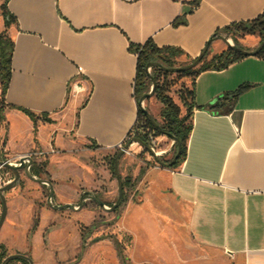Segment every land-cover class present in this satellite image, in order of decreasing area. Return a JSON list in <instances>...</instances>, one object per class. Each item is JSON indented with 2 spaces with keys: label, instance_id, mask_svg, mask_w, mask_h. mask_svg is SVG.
<instances>
[{
  "label": "crops",
  "instance_id": "0c3cea01",
  "mask_svg": "<svg viewBox=\"0 0 264 264\" xmlns=\"http://www.w3.org/2000/svg\"><path fill=\"white\" fill-rule=\"evenodd\" d=\"M6 10L0 32L14 47L0 109V154L14 157L35 145L66 146L72 137L99 148L124 145L139 114L136 48L151 41L180 51L176 61L191 60L225 27L259 17L264 0H8ZM239 41L253 51L261 36ZM227 47L214 39L206 60ZM194 88L193 128L177 166L159 164L137 142L128 148L131 176L145 186L134 189L143 205L129 208V224L137 239L136 226L150 237L160 235L159 223L187 230L206 254L199 264H264V56L202 70ZM174 143H165L161 154ZM3 226L0 254L8 238ZM177 239L184 241L182 233Z\"/></svg>",
  "mask_w": 264,
  "mask_h": 264
},
{
  "label": "rangeland",
  "instance_id": "374dc122",
  "mask_svg": "<svg viewBox=\"0 0 264 264\" xmlns=\"http://www.w3.org/2000/svg\"><path fill=\"white\" fill-rule=\"evenodd\" d=\"M1 3L2 0L0 13L5 18V8H2ZM9 25L10 22L6 24L5 19V26ZM225 33L221 35L231 36V42L235 43L232 34ZM7 35L9 36L8 33ZM193 59H174V66H183L191 63ZM153 71V67L148 69L149 73ZM170 79L174 82L171 95L180 102L178 92L183 83L191 85L192 78L173 73ZM147 84L149 92L153 85L150 76ZM142 96L139 101H144V108L161 120L162 104L155 95L144 100ZM139 131H142L141 127L136 128V134ZM167 137L166 141L157 138V151H161L165 143L171 142V138L168 135ZM120 148H99L72 137L63 147L53 145L44 149L35 145L22 153L32 155L33 165L36 163L41 167V178L47 182H38L22 171L20 181L5 191L8 205L3 226L8 234L5 240L6 254L25 253L33 258L35 264H180L182 261L183 264H199L198 259L206 260V254H202L195 247L188 231L179 230L176 226H164L159 223L157 228L160 235L153 237L144 233L143 226H136L138 239L135 237L132 230L134 226L129 224L128 210L134 203L140 202V206L143 205V195L135 193L134 189H143L145 186L144 183H139L138 178L131 176L135 164L127 155L128 150L118 161L121 177L123 181L126 180L123 184L122 201L115 209L108 208L112 207L119 197L113 156L116 157ZM51 149L55 151L52 152ZM41 151L45 153L41 154ZM174 151L175 148L168 154L159 153L158 157L169 162L174 156ZM4 171H8V168ZM128 177L132 178L133 184L127 181ZM51 187L54 191L52 204L48 200ZM82 196L84 200L80 206ZM98 200L104 204H100ZM65 203H71L75 207H58ZM157 204L155 213L161 219ZM1 211L0 198V214ZM143 214V210L139 211L141 217ZM162 221L166 223L165 220ZM181 233L183 242L177 239ZM162 245L166 247L168 257ZM12 264L30 262L15 259Z\"/></svg>",
  "mask_w": 264,
  "mask_h": 264
},
{
  "label": "trees",
  "instance_id": "16d2710c",
  "mask_svg": "<svg viewBox=\"0 0 264 264\" xmlns=\"http://www.w3.org/2000/svg\"><path fill=\"white\" fill-rule=\"evenodd\" d=\"M8 0H2L1 6L5 8V16L8 15L6 10V2ZM9 21L6 19V24ZM226 33H231L235 45L240 46L239 38L246 34H258L261 36V41L264 39V12L257 18L240 23H234L224 28ZM218 34V33H217ZM14 47V42L6 33V31L0 32V109L3 104V94L6 90L10 73H11V55ZM136 51L138 53V64H137V97L140 98L142 95L147 93L149 80V72L147 65L151 61H159L165 66H174V56L180 54L178 50H170L168 48H160L153 44L151 41H147L144 45L137 47ZM209 50L203 56L200 61L199 66L183 69L178 72H172L164 70L162 67L154 66V71L151 73L156 80L155 86V98L162 104L160 109L161 120L156 121L162 128L159 131L147 118L144 113V108L139 104V114H138V128L141 127L142 131H139L134 136H138L144 141L148 142L147 133L153 132L156 136L166 135L168 133L175 135L181 141V151L180 155L171 167L177 166L186 156L187 152V142L190 136L191 130L193 128V111L196 107L195 104V88L194 79L195 77L205 69L216 68L222 69L227 67L232 62L239 60L240 58L248 55L243 51L236 50L231 46H228L221 53L213 56L210 60H206V56ZM259 56H264V46L256 54ZM195 59V58H194ZM194 59L192 61H194ZM191 61V62H192ZM186 65V64H185ZM176 73L181 76H188L192 78L191 85H186L183 83L181 89L178 92L179 101H176L171 95V88L174 82L170 79V75ZM243 87H239L237 92L241 91ZM221 97L213 104L217 106L219 104ZM140 102V101H139ZM24 112L29 115L33 120H35V114L31 111L24 110ZM140 130V129H139ZM129 141V140H127ZM174 155L178 150V143H174ZM174 157V156H173ZM173 157L169 160L171 161ZM115 156H113L114 162ZM163 160V159H162ZM166 162L165 160H163ZM41 167L38 164H34L32 167V173L41 177ZM129 182V180L127 179ZM126 180L123 181L125 184ZM6 256V252L0 254V261H2ZM19 260L27 261L24 258H17ZM15 259L7 261L6 264H12Z\"/></svg>",
  "mask_w": 264,
  "mask_h": 264
},
{
  "label": "water",
  "instance_id": "95a60500",
  "mask_svg": "<svg viewBox=\"0 0 264 264\" xmlns=\"http://www.w3.org/2000/svg\"><path fill=\"white\" fill-rule=\"evenodd\" d=\"M217 38H221L223 41H225V43L228 46H231V47H233L236 50L243 51L244 53H247V54H257L264 46V39H263L261 41L260 45L255 50L247 51V50L243 49L242 47L237 46L234 43H232L231 40L228 38V36L214 34L207 41V43H206L205 47L203 48V50L201 51V53L191 63H188V64L183 65V66H172V67H169V66L163 65L159 61H151V62L148 63L147 68L149 69L150 67L157 66V67H162L164 70H168V71H172V72H178V71L183 70V69L193 68V67L197 66L200 63V61L202 60L203 56L208 51L211 42L214 39H217ZM149 76H150V78L152 80L153 85H152L151 90L149 92L145 93L142 96V100L148 98L149 96L154 95V93H155L156 80L152 76L151 73H149ZM144 113L147 116V118L150 120V122L159 131H162L161 126L156 121L155 117L151 114V112L149 110H147L146 108H144ZM166 135H168L174 142L178 143V150L175 153L173 159L171 161H169V162H164L160 157H158V153H156L153 150L152 146L148 142L144 141L143 139H141L138 136H134L132 139H130L124 145V147L120 148L119 152L117 153V155L115 157V169H114V172H115V174L117 176L118 183H119V197H118L116 203L112 207H108L110 210L115 209L122 201V198H123V195H124V186H123V179H122L121 174L119 172L118 161H119L120 156L125 151L128 150L129 146L133 142H138L141 145H143L144 147H146L148 150H150L153 153V155H155L156 161L159 164L166 165V166H172L173 164H175V162L177 161V159H178V157L180 155L181 141L173 134L168 133ZM26 158L28 159V162H27ZM0 164H3L5 167H7V168L11 169L12 171H14V178L10 182H8L5 185L0 187V198H1V202H2V211H1V214H0V230H1V228H2V226L4 224V222H5L7 213H8V205H7V199H6L5 191L7 189H10V188L14 187L20 181L21 175H22V171H24V173L27 176H29L30 178H32V179H34V180H36L38 182H43L44 183V182H47V180L44 179V178H41V177H37L35 174L32 173L31 166L33 164V158L31 156L22 157L20 159V163L19 164H14V163L8 161L6 158H4L0 154ZM53 192H54L53 188L51 187L50 194H49V199H48L50 204H52V200L51 199H52V196H53ZM83 200H84V196H82L80 206H82ZM98 202L100 204H104V202L101 201V200H98ZM58 207L62 208V207H75V206L73 204H71V203H65V204L59 205ZM17 258H24V259H27L30 262V264H35L34 260H33V258L31 256H29V255H27L25 253H22V252L12 253V254L6 256L2 261H0V264H6L7 261L12 260V259H17Z\"/></svg>",
  "mask_w": 264,
  "mask_h": 264
},
{
  "label": "built area",
  "instance_id": "2783aa9c",
  "mask_svg": "<svg viewBox=\"0 0 264 264\" xmlns=\"http://www.w3.org/2000/svg\"><path fill=\"white\" fill-rule=\"evenodd\" d=\"M225 35H228L227 33H225ZM229 39H231V36H228ZM140 105L144 108V101H140ZM138 126V119H137V122L132 130V132L129 134V137L127 140H130L134 137V135L136 134V128ZM147 138H148V143L152 146L153 150L156 152V153H161V151H157L155 145H156V142H157V136L153 133V132H150V133H147ZM119 147H123V144H120ZM52 152H54L55 150L54 149H51ZM49 152V151H48ZM41 154L45 153V151H41L40 152ZM3 156V155H2ZM26 156H31V154H20V155H17V156H14V157H5L3 156L4 158H6L8 161L14 163V164H19L20 163V159L22 157H26ZM27 162H28V159L26 158ZM6 167L3 165V164H0V180L2 182V184H6L8 182H10L13 178H12V175H11V172L8 170V171H4ZM52 200V199H51Z\"/></svg>",
  "mask_w": 264,
  "mask_h": 264
},
{
  "label": "bare ground",
  "instance_id": "6f19581e",
  "mask_svg": "<svg viewBox=\"0 0 264 264\" xmlns=\"http://www.w3.org/2000/svg\"><path fill=\"white\" fill-rule=\"evenodd\" d=\"M231 40V39H230Z\"/></svg>",
  "mask_w": 264,
  "mask_h": 264
}]
</instances>
